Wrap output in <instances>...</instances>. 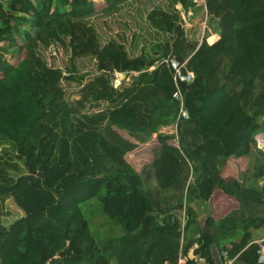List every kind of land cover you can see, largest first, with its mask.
Segmentation results:
<instances>
[{"label": "trees", "instance_id": "obj_1", "mask_svg": "<svg viewBox=\"0 0 264 264\" xmlns=\"http://www.w3.org/2000/svg\"><path fill=\"white\" fill-rule=\"evenodd\" d=\"M204 1L0 0V264H177L203 239V252L231 241L230 258L259 264L264 0ZM172 55L195 78L190 118L167 134ZM148 153L140 171L124 162ZM241 158L247 170L225 177ZM216 191L237 208L234 231L212 237L217 221L202 226L193 204ZM8 204L20 213L9 226Z\"/></svg>", "mask_w": 264, "mask_h": 264}, {"label": "crops", "instance_id": "obj_2", "mask_svg": "<svg viewBox=\"0 0 264 264\" xmlns=\"http://www.w3.org/2000/svg\"><path fill=\"white\" fill-rule=\"evenodd\" d=\"M178 6H180V5H178ZM192 26H193V22H192V20L189 19L187 29H186L187 30L186 34L189 33ZM211 29H213L217 32V28H216L215 24H213ZM210 30L207 29V31H205V33L207 34V32H210ZM205 33L201 39L205 38ZM209 36H207V41L211 45L219 40L218 33L211 35L210 38H209ZM210 39H213L214 42H210L209 41ZM144 155H148V154H144ZM129 156H137V154H132ZM247 168H248L247 158L231 159V161L229 162V165H228V167L224 173V176L237 179L242 172L247 170ZM193 207L198 212L199 219L201 221L202 226H204L206 218L208 216L212 215L214 217V219L217 221V229H212V230H214V233H219V235L225 236V235L234 231L235 222H234V219H233L231 213H232V211H234L237 208V204L233 199L227 198L221 192L216 191L214 196L212 197V199L208 203L197 201L193 204ZM212 230H211V236L213 237ZM263 233H264V229L253 231L254 243H256V241L259 240L263 236ZM239 240H240V237H236L232 241L239 242ZM204 244H205V239H203L200 243H198L194 246V248L189 253V258L180 257L177 264H216V262L213 258V254H212V246L215 243H213L210 246L209 251L203 252V245ZM215 245H217V244H215ZM231 247H232L231 241L224 243V245H222V247H221L222 250L219 248L220 253L222 251H228L229 252V249ZM222 261L224 264L223 259H222ZM242 263H244V262H238L237 260H235L233 264H242Z\"/></svg>", "mask_w": 264, "mask_h": 264}, {"label": "built area", "instance_id": "obj_3", "mask_svg": "<svg viewBox=\"0 0 264 264\" xmlns=\"http://www.w3.org/2000/svg\"><path fill=\"white\" fill-rule=\"evenodd\" d=\"M198 3L204 5L205 1L204 0H198ZM176 9L181 14L182 26L185 29L184 26L188 25V22H189L190 17L192 16V13L184 12L182 7L178 6V5L176 6ZM205 27L207 29L206 20H205L204 25H203L204 29H205ZM55 54L58 56V59L60 60L61 56H60L58 49H55ZM187 62L188 61L186 59H184L182 57L174 56V55L170 56L166 60V63L168 64L169 68L172 71L174 84H175V91L173 93V99L176 102H178L179 107H180L177 122H176L175 126H173L175 129H176L180 120H182V119L183 120H189V118H190L189 113L185 108V96L183 94V88H184V86L189 85L193 82L195 75L193 72L187 70ZM118 75L119 74H116V77H117L116 86H118L120 84V81L118 80ZM261 121L264 123V117L261 118ZM255 142H256L257 148L260 151L264 152V130H263V132H261L255 136ZM256 244L259 247V250H258L259 260H258V262H259V264H264V233H263V236L259 240L256 241ZM221 257L224 260V264H233L235 261V259L229 257L228 251H222Z\"/></svg>", "mask_w": 264, "mask_h": 264}, {"label": "rangeland", "instance_id": "obj_4", "mask_svg": "<svg viewBox=\"0 0 264 264\" xmlns=\"http://www.w3.org/2000/svg\"><path fill=\"white\" fill-rule=\"evenodd\" d=\"M207 22V20H206ZM209 24V23H207ZM187 25V24H186ZM185 29H187V26H184ZM212 27L208 26V30H210ZM205 30H206V27L205 29L203 28V32H202V37L204 36V33H205ZM186 33H187V30H186ZM218 32H216L215 30L211 29L210 32H207V34L205 33V37L209 36V38L211 37V35H214V34H217ZM184 35V34H183ZM210 42H214L213 39H210L209 40ZM125 78V76H122L121 74L118 75V80L119 81H122L123 79ZM162 132L164 133H167V134H176V129L174 127H169V128H165L162 130ZM151 160V154L148 153V155H144V154H139L137 156H128L124 162L125 163H128V164H131L132 166H134L138 171H140L143 166L148 163L149 161ZM7 210L10 212V215L9 216H6L5 218V223L7 224V226H9V224L14 221L17 217H19L20 213L19 211L15 208L14 205L12 204H8L7 205ZM94 215H97L98 220L97 222L99 224H103V223H107L106 226H108L110 228V223L111 221L108 220V218H106V216L104 214H102V211L101 210H96ZM87 217L90 218V221H92V217H90V214L88 213L87 214ZM91 227L93 230L96 229L95 226H93V224H91ZM118 229H114L113 231V234L116 235L118 234Z\"/></svg>", "mask_w": 264, "mask_h": 264}, {"label": "water", "instance_id": "obj_5", "mask_svg": "<svg viewBox=\"0 0 264 264\" xmlns=\"http://www.w3.org/2000/svg\"><path fill=\"white\" fill-rule=\"evenodd\" d=\"M121 75L125 76V74H121ZM156 217L158 218L159 216L156 215ZM212 235H213V237L215 236L214 230H212ZM212 254H213V258H214L216 264H223L219 247L215 244L212 246ZM242 264H245V263H242Z\"/></svg>", "mask_w": 264, "mask_h": 264}]
</instances>
